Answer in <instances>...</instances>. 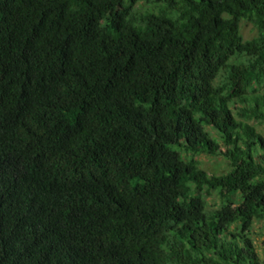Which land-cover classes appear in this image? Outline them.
I'll return each mask as SVG.
<instances>
[{
    "label": "trees",
    "instance_id": "1",
    "mask_svg": "<svg viewBox=\"0 0 264 264\" xmlns=\"http://www.w3.org/2000/svg\"><path fill=\"white\" fill-rule=\"evenodd\" d=\"M252 122L264 0H0V264H264Z\"/></svg>",
    "mask_w": 264,
    "mask_h": 264
},
{
    "label": "rangeland",
    "instance_id": "2",
    "mask_svg": "<svg viewBox=\"0 0 264 264\" xmlns=\"http://www.w3.org/2000/svg\"><path fill=\"white\" fill-rule=\"evenodd\" d=\"M241 33L244 40H250L255 36L252 27L247 23H242ZM262 93V89L260 90ZM254 126L259 134L264 136V125H258L255 122L250 123ZM209 136L213 139L218 140L217 134L211 128H207ZM209 176H219L226 174L229 170V164L222 157H208L200 156L195 158ZM203 199L210 208L218 209L221 205L220 196L217 193L206 194L204 192ZM250 236L254 242L255 249L260 258H264V221L254 222L251 227Z\"/></svg>",
    "mask_w": 264,
    "mask_h": 264
}]
</instances>
